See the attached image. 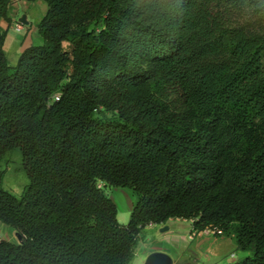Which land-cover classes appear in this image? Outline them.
Returning <instances> with one entry per match:
<instances>
[{
  "label": "trees",
  "instance_id": "trees-1",
  "mask_svg": "<svg viewBox=\"0 0 264 264\" xmlns=\"http://www.w3.org/2000/svg\"><path fill=\"white\" fill-rule=\"evenodd\" d=\"M9 64L0 0V264H129L142 229H221L264 264V0H43ZM60 93L59 99L54 95ZM132 190L126 225L106 188Z\"/></svg>",
  "mask_w": 264,
  "mask_h": 264
},
{
  "label": "rangeland",
  "instance_id": "rangeland-1",
  "mask_svg": "<svg viewBox=\"0 0 264 264\" xmlns=\"http://www.w3.org/2000/svg\"><path fill=\"white\" fill-rule=\"evenodd\" d=\"M25 3L27 5V13L24 9L18 11L19 17L23 14H27L28 24H22L21 30L10 29L8 35H6L5 46L8 50V57L10 65H16L18 58H14L11 54V48L14 50L17 45L16 40H23L24 46L29 47L31 43L34 45L43 44V38L38 31V23L44 16L47 5L43 0H15L11 4L13 7L16 3ZM11 6V9H12ZM17 6V5H16ZM15 6V7H16ZM25 47V48H26ZM14 59V60H13ZM0 168L4 169L5 176L3 180V186L5 189L10 191L16 196H20L25 186L28 184L29 179L22 166V156L19 149H14L8 152L0 163ZM107 195L113 199L117 206V219L120 224L126 225L129 222L131 207L136 199L135 194L128 188H106ZM187 225V222L169 220L164 224H148L146 225L139 236L137 246L135 248L134 257L129 264H144L147 256L146 251L149 250L153 245L160 241V235L164 232H168L170 240L164 242L167 246L171 247L172 251H175L179 257L176 264H231L245 256H248V252H243L238 249H234L230 245L226 238L227 236L214 237L212 235H197L193 238H186L187 246L183 247V238H180V245L174 243V236L181 237L182 230L181 225ZM5 228V230H3ZM9 227H4L0 224V237L5 240L17 241L18 238L10 232ZM163 228H167L162 231ZM193 230V226H192ZM191 230V231H192ZM190 231V232H191ZM189 232V235H190ZM220 237V238H219ZM205 238L208 241L203 246H198L196 239ZM217 243L213 244L210 241L217 239ZM233 253V254H232ZM233 255V256H231ZM235 258V259H234Z\"/></svg>",
  "mask_w": 264,
  "mask_h": 264
},
{
  "label": "crops",
  "instance_id": "crops-1",
  "mask_svg": "<svg viewBox=\"0 0 264 264\" xmlns=\"http://www.w3.org/2000/svg\"><path fill=\"white\" fill-rule=\"evenodd\" d=\"M17 5V6H16ZM16 7L14 6H12V9H11V11H10V17H11V20H10V22H7V21H5V20H3V21H1V28L3 29V30H6L7 31V35L9 34V32H10V29H13V27H14V29H15V24H16V22H18V11L20 10V9H24V12H26L27 13V5L24 3H16ZM25 13V14H26ZM27 15V14H26ZM27 20H28V17H27ZM16 30V29H15ZM17 41V45H16V48L13 50L12 48H11V54H12V56H14V58L16 59V58H19V56H20V54H21V52L24 50V49H26L27 47L26 46H24V41H25V39H23V40H16ZM32 44H34V43H31L30 45H32ZM29 45V46H30ZM26 47V48H25ZM5 51H6V55H7V59H8V62H9V57H8V50H6V46H5ZM14 60V59H13ZM10 64V63H9ZM115 188H122V187H115ZM133 206V205H132ZM131 209H132V207H131ZM171 220H174V219H171ZM175 220H177V221H184V222H187V225L186 224H184V225H181V230H182V232H181V234H182V236L181 237H179V236H177V238H175V236H174V243L178 246V245H180V241H179V239L180 238H183L184 240H183V247H186L188 244H187V242H186V238L188 239L189 238V232L192 230V221H190V220H184V219H175ZM0 224H2L1 222H0ZM2 225H4V224H2ZM4 227H7V226H5L4 225ZM6 229H9L10 230V232L12 231V233L16 236V233H15V231L12 229V228H6ZM3 230H5V228H3ZM1 233V232H0ZM1 235V234H0ZM222 236H224V235H222ZM17 237V236H16ZM220 238V237H219ZM219 238H217V239H215V240H213V241H210V242H212L213 244H215V242L217 243V240L219 239ZM227 239H228V241L229 242H227V243H229L228 245H230L231 247H233L234 249L236 248L237 249V245H236V243H235V240L232 238V237H226ZM0 239H5V238H1L0 237ZM160 241H157L154 245H153V247H151L149 250H147L146 251V256H148L151 252H154V251H163V252H166V253H168L172 258H173V261H174V264H176L177 263V260H179V257H178V255L176 254V252L175 251H172L171 250V247H169V246H167L166 245V243L164 244V242H166V241H169L170 240V236H169V234H168V232H164V233H162V235H160V239H159ZM9 241H12V242H15V241H13V240H10L9 239ZM193 241H196L197 243V245L200 247V246H203V245H205V243L208 241V239H205V238H199V239H196V240H193ZM233 254V253H232ZM232 256V255H231ZM235 259V258H234ZM235 262V261H234Z\"/></svg>",
  "mask_w": 264,
  "mask_h": 264
},
{
  "label": "water",
  "instance_id": "water-1",
  "mask_svg": "<svg viewBox=\"0 0 264 264\" xmlns=\"http://www.w3.org/2000/svg\"><path fill=\"white\" fill-rule=\"evenodd\" d=\"M19 22L22 24H28L27 21V15L23 14L22 16L19 17ZM167 228H163V230H165ZM18 240H20L21 236L20 235H16ZM144 264H174L173 258L166 252L163 251H154L151 252Z\"/></svg>",
  "mask_w": 264,
  "mask_h": 264
},
{
  "label": "built area",
  "instance_id": "built-area-1",
  "mask_svg": "<svg viewBox=\"0 0 264 264\" xmlns=\"http://www.w3.org/2000/svg\"><path fill=\"white\" fill-rule=\"evenodd\" d=\"M11 1H12V3H13V1H15V0H11ZM22 28H23L22 23H20L19 21L16 22V24H15V29H16V30H21ZM59 96H60V93H56V94L54 95V99H55V100H58V99H59ZM197 235H212V236H214V237H218V236L223 235V232H222L221 229H218V228L207 227V228H204V229L199 230V231L192 230V231L190 232L189 237H190V238H193V237H195V236H197ZM232 256H233V255H232Z\"/></svg>",
  "mask_w": 264,
  "mask_h": 264
}]
</instances>
